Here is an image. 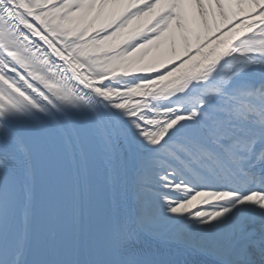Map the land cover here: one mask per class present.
Masks as SVG:
<instances>
[{
    "label": "snow or ice",
    "instance_id": "1",
    "mask_svg": "<svg viewBox=\"0 0 264 264\" xmlns=\"http://www.w3.org/2000/svg\"><path fill=\"white\" fill-rule=\"evenodd\" d=\"M0 264H264V0H0Z\"/></svg>",
    "mask_w": 264,
    "mask_h": 264
},
{
    "label": "bare ground",
    "instance_id": "2",
    "mask_svg": "<svg viewBox=\"0 0 264 264\" xmlns=\"http://www.w3.org/2000/svg\"><path fill=\"white\" fill-rule=\"evenodd\" d=\"M244 8V11L246 12L248 10V5H242ZM239 11V9H237ZM243 15V13H241ZM151 14L149 16H145L139 20H132L131 24L129 25V28H136L143 26L147 23V21L150 19ZM97 24L101 23V21H96ZM173 43V38L170 33H165L164 36L161 38V40L158 42L157 46H152L151 50L147 52L146 59H150L157 55H170V49Z\"/></svg>",
    "mask_w": 264,
    "mask_h": 264
}]
</instances>
